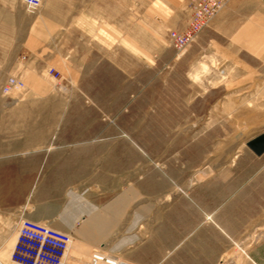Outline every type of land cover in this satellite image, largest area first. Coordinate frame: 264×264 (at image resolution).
<instances>
[{
    "label": "rangeland",
    "instance_id": "1",
    "mask_svg": "<svg viewBox=\"0 0 264 264\" xmlns=\"http://www.w3.org/2000/svg\"><path fill=\"white\" fill-rule=\"evenodd\" d=\"M190 5H24L48 59L35 76L5 77L0 102H37L38 117L81 120L69 128L99 154L96 179L135 185L163 201H197L229 232L217 264H264V151L257 155L246 144L264 133V0H229L176 51L168 32L187 25ZM10 76L22 86L4 92ZM15 225L0 222V257L5 248L9 255ZM72 243L76 264L112 252Z\"/></svg>",
    "mask_w": 264,
    "mask_h": 264
},
{
    "label": "crops",
    "instance_id": "2",
    "mask_svg": "<svg viewBox=\"0 0 264 264\" xmlns=\"http://www.w3.org/2000/svg\"><path fill=\"white\" fill-rule=\"evenodd\" d=\"M47 59L36 18L21 0H0V84L8 75L35 76ZM37 110V102H0V222L24 217L133 264H217L228 251L229 232L213 210L96 179L99 154L69 128L81 120ZM0 260L12 264L6 248Z\"/></svg>",
    "mask_w": 264,
    "mask_h": 264
},
{
    "label": "built area",
    "instance_id": "3",
    "mask_svg": "<svg viewBox=\"0 0 264 264\" xmlns=\"http://www.w3.org/2000/svg\"><path fill=\"white\" fill-rule=\"evenodd\" d=\"M42 0H22L28 8L40 5ZM229 0H191L187 25L181 30H170V45L180 51L189 45ZM22 86L16 77L7 78L3 91ZM73 238L68 232L21 217L15 225V236L8 259L12 264H76V257L69 253ZM79 264V263H78ZM85 264H127L112 252H94Z\"/></svg>",
    "mask_w": 264,
    "mask_h": 264
},
{
    "label": "water",
    "instance_id": "4",
    "mask_svg": "<svg viewBox=\"0 0 264 264\" xmlns=\"http://www.w3.org/2000/svg\"><path fill=\"white\" fill-rule=\"evenodd\" d=\"M246 144L255 154H261L264 151V133L250 139Z\"/></svg>",
    "mask_w": 264,
    "mask_h": 264
},
{
    "label": "bare ground",
    "instance_id": "5",
    "mask_svg": "<svg viewBox=\"0 0 264 264\" xmlns=\"http://www.w3.org/2000/svg\"><path fill=\"white\" fill-rule=\"evenodd\" d=\"M202 67L204 68L205 66H204V65H202Z\"/></svg>",
    "mask_w": 264,
    "mask_h": 264
}]
</instances>
